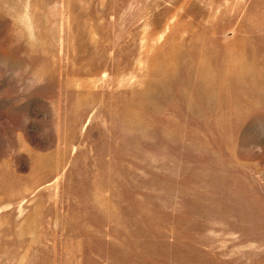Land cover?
Returning a JSON list of instances; mask_svg holds the SVG:
<instances>
[{"label": "rangeland", "instance_id": "obj_1", "mask_svg": "<svg viewBox=\"0 0 264 264\" xmlns=\"http://www.w3.org/2000/svg\"><path fill=\"white\" fill-rule=\"evenodd\" d=\"M0 264H264V0H0Z\"/></svg>", "mask_w": 264, "mask_h": 264}]
</instances>
